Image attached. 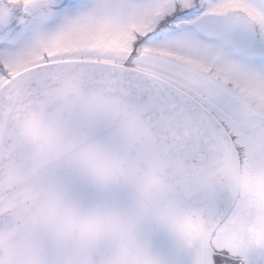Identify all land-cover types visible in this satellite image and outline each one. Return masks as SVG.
<instances>
[{"label":"snow or ice","instance_id":"obj_1","mask_svg":"<svg viewBox=\"0 0 264 264\" xmlns=\"http://www.w3.org/2000/svg\"><path fill=\"white\" fill-rule=\"evenodd\" d=\"M0 264H264V0H0Z\"/></svg>","mask_w":264,"mask_h":264}]
</instances>
